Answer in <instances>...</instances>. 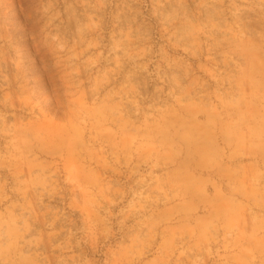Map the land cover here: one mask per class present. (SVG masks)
Wrapping results in <instances>:
<instances>
[{"label":"rangeland","instance_id":"1","mask_svg":"<svg viewBox=\"0 0 264 264\" xmlns=\"http://www.w3.org/2000/svg\"><path fill=\"white\" fill-rule=\"evenodd\" d=\"M0 264H264V0H0Z\"/></svg>","mask_w":264,"mask_h":264}]
</instances>
